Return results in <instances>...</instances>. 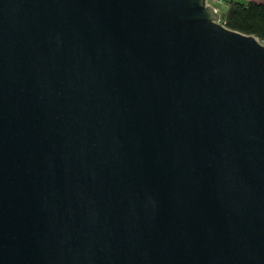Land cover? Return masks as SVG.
<instances>
[{"label": "water", "instance_id": "1", "mask_svg": "<svg viewBox=\"0 0 264 264\" xmlns=\"http://www.w3.org/2000/svg\"><path fill=\"white\" fill-rule=\"evenodd\" d=\"M205 0H0V264H264V47Z\"/></svg>", "mask_w": 264, "mask_h": 264}, {"label": "trees", "instance_id": "2", "mask_svg": "<svg viewBox=\"0 0 264 264\" xmlns=\"http://www.w3.org/2000/svg\"><path fill=\"white\" fill-rule=\"evenodd\" d=\"M223 20L228 29L264 39V6L262 5L232 3Z\"/></svg>", "mask_w": 264, "mask_h": 264}, {"label": "built area", "instance_id": "3", "mask_svg": "<svg viewBox=\"0 0 264 264\" xmlns=\"http://www.w3.org/2000/svg\"><path fill=\"white\" fill-rule=\"evenodd\" d=\"M205 1H206V5L212 7L215 10V12L218 14L220 11L219 5H223L225 2V0H205ZM219 23L225 26V22H224L223 18H221V16H220ZM256 39L264 47V39H261L258 37H256Z\"/></svg>", "mask_w": 264, "mask_h": 264}, {"label": "crops", "instance_id": "4", "mask_svg": "<svg viewBox=\"0 0 264 264\" xmlns=\"http://www.w3.org/2000/svg\"><path fill=\"white\" fill-rule=\"evenodd\" d=\"M232 3H240V4H244V5L255 3V4H258V5L264 6V0H225L223 5H219V8L222 7V8L225 9L226 12H228V10L230 8V5Z\"/></svg>", "mask_w": 264, "mask_h": 264}, {"label": "rangeland", "instance_id": "5", "mask_svg": "<svg viewBox=\"0 0 264 264\" xmlns=\"http://www.w3.org/2000/svg\"><path fill=\"white\" fill-rule=\"evenodd\" d=\"M221 9H220V11H219V14H220V16H221V18H223L225 15H226V11H225V9L224 8H222V7H220Z\"/></svg>", "mask_w": 264, "mask_h": 264}]
</instances>
